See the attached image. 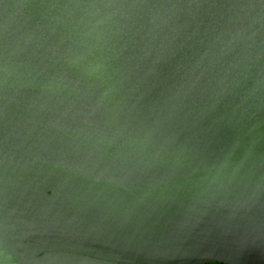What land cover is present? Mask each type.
Returning <instances> with one entry per match:
<instances>
[{
  "label": "water",
  "instance_id": "95a60500",
  "mask_svg": "<svg viewBox=\"0 0 264 264\" xmlns=\"http://www.w3.org/2000/svg\"><path fill=\"white\" fill-rule=\"evenodd\" d=\"M264 264V0H0V264Z\"/></svg>",
  "mask_w": 264,
  "mask_h": 264
},
{
  "label": "trees",
  "instance_id": "16d2710c",
  "mask_svg": "<svg viewBox=\"0 0 264 264\" xmlns=\"http://www.w3.org/2000/svg\"><path fill=\"white\" fill-rule=\"evenodd\" d=\"M211 264H223V263L215 262V263H211Z\"/></svg>",
  "mask_w": 264,
  "mask_h": 264
}]
</instances>
